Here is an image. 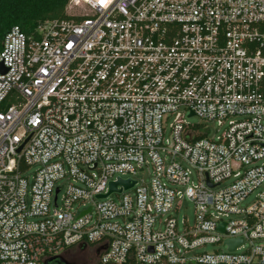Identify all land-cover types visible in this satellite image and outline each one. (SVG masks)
I'll return each mask as SVG.
<instances>
[{
    "label": "built area",
    "instance_id": "2783aa9c",
    "mask_svg": "<svg viewBox=\"0 0 264 264\" xmlns=\"http://www.w3.org/2000/svg\"><path fill=\"white\" fill-rule=\"evenodd\" d=\"M119 179L134 184L97 199ZM183 198L192 226L170 215ZM88 248L100 264H264V0H67L6 34L0 264Z\"/></svg>",
    "mask_w": 264,
    "mask_h": 264
},
{
    "label": "trees",
    "instance_id": "16d2710c",
    "mask_svg": "<svg viewBox=\"0 0 264 264\" xmlns=\"http://www.w3.org/2000/svg\"><path fill=\"white\" fill-rule=\"evenodd\" d=\"M66 5L67 0H0V48L13 27L30 33L45 21L65 18Z\"/></svg>",
    "mask_w": 264,
    "mask_h": 264
},
{
    "label": "rangeland",
    "instance_id": "374dc122",
    "mask_svg": "<svg viewBox=\"0 0 264 264\" xmlns=\"http://www.w3.org/2000/svg\"><path fill=\"white\" fill-rule=\"evenodd\" d=\"M187 122L191 125H207L210 129L209 138H214L216 135V125L214 123H206L196 116H190L186 118ZM138 178L142 179L144 182L149 180V172L147 170H142L138 174ZM112 199L117 200L118 195H112ZM251 202V199L246 200L243 205H247ZM194 204L183 198L181 200L175 201V211H171L170 215L175 217L178 222L185 221L189 226L194 223ZM214 250L223 251L224 249L220 245H205L196 250L197 254L200 253H211ZM65 260L69 264H96L97 256L91 248L88 249H75L71 251L68 255L64 256Z\"/></svg>",
    "mask_w": 264,
    "mask_h": 264
},
{
    "label": "water",
    "instance_id": "95a60500",
    "mask_svg": "<svg viewBox=\"0 0 264 264\" xmlns=\"http://www.w3.org/2000/svg\"><path fill=\"white\" fill-rule=\"evenodd\" d=\"M190 116H192V114H190ZM134 184V181H130V180H122V179H119L117 182H112L109 184V191L107 194H104V195H98L97 196V199H104L106 198L107 196H109L111 193H120L121 190H116V187L117 185H121L125 190L131 188ZM218 230L220 232L223 231V224H221L219 227H218ZM241 243V240L238 239V240H229V241H226V244L229 245V248L230 250H233L238 244ZM62 256L60 257H57V258H51L49 259L46 264H50V262L53 260V259H59L62 261Z\"/></svg>",
    "mask_w": 264,
    "mask_h": 264
},
{
    "label": "flooded vegetation",
    "instance_id": "af4514ba",
    "mask_svg": "<svg viewBox=\"0 0 264 264\" xmlns=\"http://www.w3.org/2000/svg\"><path fill=\"white\" fill-rule=\"evenodd\" d=\"M54 260H55V263H56V264H69V263L65 260L64 257L62 258V261L59 260V259H53L52 261H54ZM96 264H100L98 260H97Z\"/></svg>",
    "mask_w": 264,
    "mask_h": 264
}]
</instances>
